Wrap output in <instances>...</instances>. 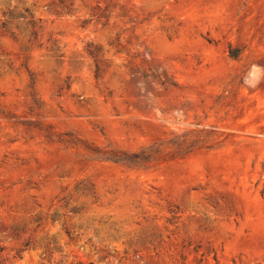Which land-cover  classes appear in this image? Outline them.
<instances>
[{"label":"rangeland","instance_id":"1","mask_svg":"<svg viewBox=\"0 0 264 264\" xmlns=\"http://www.w3.org/2000/svg\"><path fill=\"white\" fill-rule=\"evenodd\" d=\"M264 0H0V264H264Z\"/></svg>","mask_w":264,"mask_h":264},{"label":"clouds","instance_id":"2","mask_svg":"<svg viewBox=\"0 0 264 264\" xmlns=\"http://www.w3.org/2000/svg\"><path fill=\"white\" fill-rule=\"evenodd\" d=\"M242 82L250 89H255L264 83V65L253 64L243 77Z\"/></svg>","mask_w":264,"mask_h":264}]
</instances>
